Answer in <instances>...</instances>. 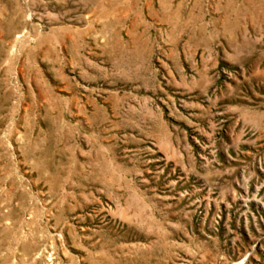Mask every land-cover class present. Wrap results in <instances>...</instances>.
<instances>
[{
  "label": "rangeland",
  "instance_id": "374dc122",
  "mask_svg": "<svg viewBox=\"0 0 264 264\" xmlns=\"http://www.w3.org/2000/svg\"><path fill=\"white\" fill-rule=\"evenodd\" d=\"M0 264H264V0H0Z\"/></svg>",
  "mask_w": 264,
  "mask_h": 264
}]
</instances>
